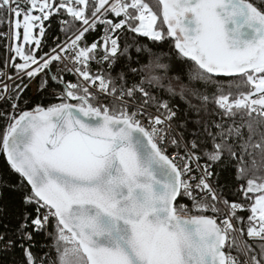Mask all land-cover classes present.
<instances>
[{"label": "snow or ice", "instance_id": "6c2138e0", "mask_svg": "<svg viewBox=\"0 0 264 264\" xmlns=\"http://www.w3.org/2000/svg\"><path fill=\"white\" fill-rule=\"evenodd\" d=\"M0 156V264H264V0H0Z\"/></svg>", "mask_w": 264, "mask_h": 264}, {"label": "trees", "instance_id": "16d2710c", "mask_svg": "<svg viewBox=\"0 0 264 264\" xmlns=\"http://www.w3.org/2000/svg\"><path fill=\"white\" fill-rule=\"evenodd\" d=\"M35 93V89L33 87L29 91V95H33ZM4 167V158L0 156V168Z\"/></svg>", "mask_w": 264, "mask_h": 264}, {"label": "rangeland", "instance_id": "374dc122", "mask_svg": "<svg viewBox=\"0 0 264 264\" xmlns=\"http://www.w3.org/2000/svg\"><path fill=\"white\" fill-rule=\"evenodd\" d=\"M33 89H35V84L32 85Z\"/></svg>", "mask_w": 264, "mask_h": 264}]
</instances>
